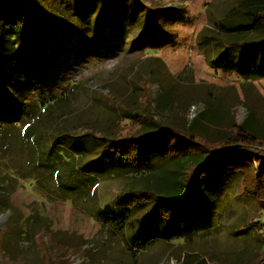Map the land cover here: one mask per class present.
<instances>
[{
    "label": "rangeland",
    "instance_id": "obj_1",
    "mask_svg": "<svg viewBox=\"0 0 264 264\" xmlns=\"http://www.w3.org/2000/svg\"><path fill=\"white\" fill-rule=\"evenodd\" d=\"M241 3L35 0L20 48L17 38L12 41L0 28V43L12 45V54L5 46L0 49L1 67L11 78L5 77L7 92L15 98L25 94L28 83L22 82L23 75L41 60L51 67L27 100L43 94L56 104L45 111L47 117L23 115L20 119L25 120L16 125L0 118V188L9 191L13 205L0 214V231L10 216L28 228L24 235L9 236L0 264H185L201 258L207 264H249L264 255V208L242 191L240 174L234 171L225 168L217 185L201 189L197 208L204 223L172 242L157 235L150 245L135 247L130 235L146 219L157 221L148 219V204L132 211L129 220L134 226L124 233L107 226L102 216L121 208L127 197L157 187L164 176L157 167L164 161L161 152L153 154L155 167L149 177L126 175V164L115 160L70 175L63 181V192L53 168L40 159L62 130L92 139L138 122L159 121L191 126L212 139L224 137L237 124L264 134V77L224 75L211 65L219 51L214 43L230 37L215 23ZM243 51L229 71H242ZM51 110L54 115L48 118ZM36 135L43 138V146L35 143ZM65 151L74 152L63 138V159ZM96 154L89 151L85 158ZM54 160L56 152L49 163ZM184 164L173 163L171 170L179 165L182 171ZM89 175L96 177L94 185Z\"/></svg>",
    "mask_w": 264,
    "mask_h": 264
},
{
    "label": "trees",
    "instance_id": "obj_2",
    "mask_svg": "<svg viewBox=\"0 0 264 264\" xmlns=\"http://www.w3.org/2000/svg\"><path fill=\"white\" fill-rule=\"evenodd\" d=\"M34 8L35 0H0V28H5V32L12 41L17 38L15 42L18 40L19 48L20 36L29 23L28 11L34 12ZM234 13H237V18L232 15ZM25 21L26 26L23 29ZM13 25L17 28L10 31ZM215 25L221 34H230V37L220 38L214 43L219 51L212 60L213 70L215 72L220 70L224 75L230 73L237 76L241 73L255 79L264 77V0H242L241 6L218 20ZM4 46L12 54V45L2 41L0 49ZM243 47L242 71L238 69L229 71V67L234 68L235 57ZM42 51V56L47 59L44 50ZM25 54H29L28 48ZM3 55L4 52L0 51V58ZM36 64L33 71H30L27 76L23 75L22 82L28 83L27 91L25 94L22 93L23 95L20 94L18 98L7 92L5 77L10 78V76L0 64V118L11 119L9 121L11 125H16L15 123L25 119H32L37 114V116H46L45 111L56 105L53 101L48 102V98L45 99L43 94L39 98L27 100L51 67V63L49 67V62L45 64L41 60ZM35 73L38 74V78L34 77ZM61 93L58 97L60 100H62ZM31 105L32 108H29ZM23 115L26 118L20 119ZM53 115L51 110L48 118ZM33 129L36 128L33 127ZM230 129L224 137L218 139L193 131L191 126L159 121H149L146 124L138 122L131 128L105 132L92 139L88 137L89 134L72 136L62 130L56 134L49 152L40 153V159L53 168L52 175L58 182L59 190L63 192V181L67 182L70 175H78L82 170L88 172L87 169L90 166L95 164L105 166L106 163H114L115 160L126 164L124 171L126 175L135 177L141 174L149 177L155 167L153 154L161 152L164 161L157 167L163 170L164 176L161 177L157 187L139 195L127 197L122 205L120 204L121 208L113 209L102 216L107 226L113 230L118 228L117 232L124 233V229L134 226L129 220L132 211L138 208V204H148V219L156 218L157 221H150L153 223L151 224L146 219L137 233L130 235L135 247H146L157 235L172 242L175 238L186 236L191 226L204 223L205 217L197 208L198 195L205 184L217 185L220 181L218 177L221 178L219 175L226 172L225 168L240 174L242 191L249 197L257 199L261 204L260 207L264 208V134H258L244 124H237ZM63 138L68 140L74 151L69 154L65 151L67 158L64 159ZM34 140L35 143L43 146L41 136H34ZM89 151H97L98 154L86 160L85 154ZM54 152H56L57 161L49 163V160H53ZM178 162L185 163L183 170L179 171V165L171 170V165ZM122 163L120 165L124 166ZM88 179L92 182L91 185L95 184V176L89 175ZM216 185L212 186L217 187ZM7 209H13L10 193L7 189L0 188V214ZM117 215H121V219ZM11 223L13 226L9 227ZM122 224L125 226L120 227ZM148 230L156 234L149 236ZM26 231L28 232L27 226L21 225L16 218L10 216L5 227L0 231V252L5 253L7 250L6 242L9 236L15 237L19 233L24 235ZM199 235L203 236V233ZM262 255L249 264H264V255ZM185 264L207 263L204 258H201L196 262L187 261Z\"/></svg>",
    "mask_w": 264,
    "mask_h": 264
},
{
    "label": "crops",
    "instance_id": "obj_3",
    "mask_svg": "<svg viewBox=\"0 0 264 264\" xmlns=\"http://www.w3.org/2000/svg\"><path fill=\"white\" fill-rule=\"evenodd\" d=\"M167 167V166H166ZM166 167H163V168H166ZM167 168H169V167H167Z\"/></svg>",
    "mask_w": 264,
    "mask_h": 264
},
{
    "label": "bare ground",
    "instance_id": "obj_4",
    "mask_svg": "<svg viewBox=\"0 0 264 264\" xmlns=\"http://www.w3.org/2000/svg\"><path fill=\"white\" fill-rule=\"evenodd\" d=\"M2 222V221H1Z\"/></svg>",
    "mask_w": 264,
    "mask_h": 264
}]
</instances>
